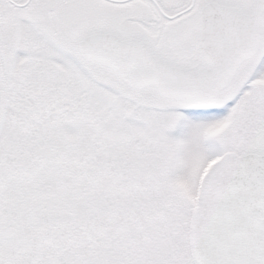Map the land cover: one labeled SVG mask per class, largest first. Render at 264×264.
I'll list each match as a JSON object with an SVG mask.
<instances>
[{
    "label": "snow or ice",
    "instance_id": "obj_1",
    "mask_svg": "<svg viewBox=\"0 0 264 264\" xmlns=\"http://www.w3.org/2000/svg\"><path fill=\"white\" fill-rule=\"evenodd\" d=\"M0 264H264V0H0Z\"/></svg>",
    "mask_w": 264,
    "mask_h": 264
}]
</instances>
